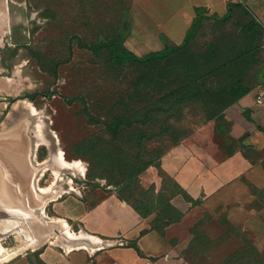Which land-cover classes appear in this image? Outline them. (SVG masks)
<instances>
[{
    "label": "rangeland",
    "instance_id": "1",
    "mask_svg": "<svg viewBox=\"0 0 264 264\" xmlns=\"http://www.w3.org/2000/svg\"><path fill=\"white\" fill-rule=\"evenodd\" d=\"M157 1L151 12L167 5ZM225 2L230 3L233 27L250 18L259 23L241 2ZM149 7L137 0H0V165L10 190L26 191V199L14 202L25 212L41 209V217L53 216L55 199L73 197L87 207L108 192L141 212L161 205L167 209V200L181 190L161 172L157 185L149 183L145 170L135 175V167L150 160L155 167L163 153L185 138L216 149L229 137L225 115L236 100L229 97L230 103L210 119L201 97L181 100L176 65L111 56V47L143 56L178 45L152 32L158 25L147 22ZM224 13L197 11L206 17L198 38H209L214 18ZM175 19L174 14L165 18ZM259 25L255 45L264 61V25ZM212 87L217 89L215 82ZM248 153L252 160L264 156L252 148ZM247 191L259 195L264 189L247 183ZM243 216L219 221L237 231L241 227L234 224ZM37 218H0V231H12L0 235V243L19 249L33 233L39 238L43 233ZM195 223L198 227L191 228L190 236L185 232L183 240L193 238L196 244L187 248V242L182 251L193 264H215L225 251L214 247L201 227L208 223L207 231L215 233L220 226L208 214ZM235 249L228 246L230 252ZM15 252L0 264L22 261L23 254ZM232 258L220 264H240Z\"/></svg>",
    "mask_w": 264,
    "mask_h": 264
},
{
    "label": "crops",
    "instance_id": "2",
    "mask_svg": "<svg viewBox=\"0 0 264 264\" xmlns=\"http://www.w3.org/2000/svg\"><path fill=\"white\" fill-rule=\"evenodd\" d=\"M171 1L162 0L160 3H167V7L159 5L158 11L151 12L155 3H159L157 0H137L138 3H150L145 17L148 23L158 25L152 32L163 34L166 40L175 44L182 41L195 16V8L203 7L218 13L227 9L225 0ZM216 3L223 4L217 6ZM241 3L264 25V0H242ZM171 14L176 15L175 23L165 20ZM254 88L237 99L225 115L229 137L225 136L221 147L210 149L189 137L160 156L159 168L182 190L169 199L173 208L172 220L163 218L165 222L157 228L153 225L156 211L142 216L115 192L103 194L87 207L83 200L73 197L55 199L53 216L40 215L37 218L38 228L43 234L36 239L32 234V239L41 247V264H193L182 251L192 238L183 240V235L185 232L192 235L191 228L197 226L195 222L205 214L220 226L215 233L207 231L208 223L201 227L203 233L215 241L214 247L225 251L215 264L227 262L231 255L244 251L249 242L257 251L254 264H261L260 260H264V191L259 195L248 192L247 183L258 190L264 189V156L252 160L240 149V145L250 146L264 154V106L253 103ZM16 167L20 168L19 165ZM17 168L16 177L22 180L23 174ZM157 173V167L149 166L143 177L148 174L147 182L157 185ZM24 191H16V201L26 199ZM180 204L185 207L180 208ZM236 213L244 214L234 224L241 228L234 231L221 225L223 218L234 219ZM52 223L58 226H51ZM231 244L236 245V249L230 252L228 246ZM218 250L215 249L211 259L214 260ZM236 262L249 263L246 260ZM8 264L27 263L23 259Z\"/></svg>",
    "mask_w": 264,
    "mask_h": 264
},
{
    "label": "trees",
    "instance_id": "3",
    "mask_svg": "<svg viewBox=\"0 0 264 264\" xmlns=\"http://www.w3.org/2000/svg\"><path fill=\"white\" fill-rule=\"evenodd\" d=\"M202 8H195V16L178 45L163 46L161 49L150 51L143 56H136L129 51L118 50L114 47L110 48V53L114 59L120 61L128 59L139 63L154 62L163 65H176L182 77L177 89L181 100L201 97V102L205 106L203 109L211 119L221 113L230 103L229 97L233 101L237 100L256 84L264 83V61L257 56L255 45L260 28L259 23L250 18L240 27H233L229 23L231 10L230 3H227V9L223 16L214 18L209 38L201 40L198 38V31L206 17L203 14H197V11H202ZM214 82L217 89L212 87ZM173 93L170 92L169 95ZM115 121L114 126H118L119 122ZM251 148L240 145V149L246 157L249 156L248 151ZM159 159L160 157L155 165L158 172L168 176L171 182L181 190L178 184L159 168ZM150 165H152L151 160L138 164L134 174H141ZM119 197L122 198L120 195ZM169 199L167 200V209L161 205L159 208L141 212L131 205L142 216L156 211L153 225L160 228L165 222L163 218L172 220L174 217L173 213L171 214L173 208L169 204ZM190 247H194L193 238L187 248ZM135 248L138 250L136 246ZM256 256L257 251L249 242L245 245L244 251L235 254L233 261L245 262L246 260L249 262L247 264L251 262L254 264ZM260 261L261 264H264V260Z\"/></svg>",
    "mask_w": 264,
    "mask_h": 264
},
{
    "label": "water",
    "instance_id": "4",
    "mask_svg": "<svg viewBox=\"0 0 264 264\" xmlns=\"http://www.w3.org/2000/svg\"><path fill=\"white\" fill-rule=\"evenodd\" d=\"M248 157L252 158V156H250V155ZM0 168H1V165H0ZM7 179H8L7 176H5L2 173V168H1L0 169V183H2L4 189L10 190ZM6 195L7 194H4V196H6ZM14 202H8V201L5 202L4 201V203L0 204V218L10 219L11 217L19 216L21 219H23L25 217L27 218L28 216H32V215H34V216L36 215L37 217L42 215L43 210H41V209H33V210L28 211V212H25L22 208L19 207V205L15 204ZM4 205L6 207H4ZM19 225L20 224L17 225L18 228H20Z\"/></svg>",
    "mask_w": 264,
    "mask_h": 264
},
{
    "label": "flooded vegetation",
    "instance_id": "5",
    "mask_svg": "<svg viewBox=\"0 0 264 264\" xmlns=\"http://www.w3.org/2000/svg\"><path fill=\"white\" fill-rule=\"evenodd\" d=\"M10 234H12V231H5V230L4 231H0V235H2L3 237H8ZM26 238H27L26 239L27 246H25L24 244L20 245L19 249H17L16 252H18V254H20V253L23 254V259L25 260V262L27 264H41V261L39 259V254L41 253V251H40L41 250V247H38L37 241L36 240H33L32 239V236L29 237V238L28 237H26ZM2 239L3 238H1L0 241ZM13 247H15V246L6 247V248L13 249ZM22 248L24 250H21Z\"/></svg>",
    "mask_w": 264,
    "mask_h": 264
},
{
    "label": "bare ground",
    "instance_id": "6",
    "mask_svg": "<svg viewBox=\"0 0 264 264\" xmlns=\"http://www.w3.org/2000/svg\"><path fill=\"white\" fill-rule=\"evenodd\" d=\"M1 18H2V13L0 12V19ZM1 185H2V183H0V204L4 203V201L5 202L6 201H8V202L16 201V193L11 191V190L4 189ZM7 192H11V194L9 193V195H8ZM4 194H7V195L4 196ZM1 243H0V261H4L9 255L13 254L18 248L13 247V249H7Z\"/></svg>",
    "mask_w": 264,
    "mask_h": 264
},
{
    "label": "built area",
    "instance_id": "7",
    "mask_svg": "<svg viewBox=\"0 0 264 264\" xmlns=\"http://www.w3.org/2000/svg\"><path fill=\"white\" fill-rule=\"evenodd\" d=\"M241 2L242 0H234ZM253 103L256 106H264V83H258L255 85L253 94Z\"/></svg>",
    "mask_w": 264,
    "mask_h": 264
}]
</instances>
